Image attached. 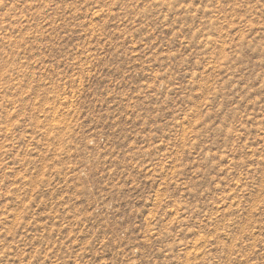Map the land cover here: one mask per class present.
<instances>
[{
  "label": "rangeland",
  "instance_id": "1",
  "mask_svg": "<svg viewBox=\"0 0 264 264\" xmlns=\"http://www.w3.org/2000/svg\"><path fill=\"white\" fill-rule=\"evenodd\" d=\"M0 264H264V0H0Z\"/></svg>",
  "mask_w": 264,
  "mask_h": 264
}]
</instances>
